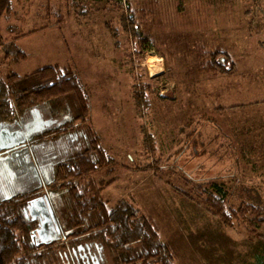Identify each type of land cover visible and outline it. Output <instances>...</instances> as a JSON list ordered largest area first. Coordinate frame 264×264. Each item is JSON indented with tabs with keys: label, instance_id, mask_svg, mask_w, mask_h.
<instances>
[{
	"label": "rangeland",
	"instance_id": "374dc122",
	"mask_svg": "<svg viewBox=\"0 0 264 264\" xmlns=\"http://www.w3.org/2000/svg\"><path fill=\"white\" fill-rule=\"evenodd\" d=\"M123 4L125 33L120 8L106 1L21 0L0 19L6 41L0 75L25 78L57 66L91 88V129L120 163L114 175L98 174V180L117 177L103 198L111 206L126 199L150 218L176 264H256L264 246V0ZM82 8L86 15L75 13ZM58 10L63 22L48 23L47 14ZM214 57L223 61L225 74L208 70ZM37 84L30 79L18 88ZM136 94L144 101L140 108ZM63 103L61 110H35L56 122L78 114L73 99ZM30 114L19 119L30 120ZM87 131H78L80 139ZM66 144L64 156L74 149ZM157 160L154 171H141ZM34 181L30 188L38 187ZM214 185L226 194L229 224L207 205ZM19 191L10 189L12 195ZM56 204L66 233L65 211ZM247 208L254 210L237 216ZM95 244L102 249L100 264H112L114 253L100 242L72 245L70 238L30 264H85L75 263L72 252L80 256L79 248Z\"/></svg>",
	"mask_w": 264,
	"mask_h": 264
},
{
	"label": "trees",
	"instance_id": "16d2710c",
	"mask_svg": "<svg viewBox=\"0 0 264 264\" xmlns=\"http://www.w3.org/2000/svg\"><path fill=\"white\" fill-rule=\"evenodd\" d=\"M20 1L0 0V19L8 16L15 4ZM96 1L109 2L113 9L120 8L118 11L122 13L125 33L127 24L124 21L125 4L123 2L134 0ZM52 9L51 7L50 11ZM71 9L72 7H69L67 12L72 14ZM59 12L60 10L58 13L47 14L49 17L45 19L48 23L54 19L59 25L63 22L59 18ZM77 12L80 15H86L83 8L75 10V13ZM5 42V39L0 36V49L5 48ZM149 47L140 51L138 57L140 61L146 56ZM213 59L209 61L208 70L225 74L227 71L223 61L219 63L215 57ZM65 71L56 66L40 70L25 78L11 75L4 79L0 75V120L3 122H12L19 119L21 113L41 106L54 105L56 107H51L60 109L68 98L73 99L79 108L78 114L72 118L68 117L63 125L52 127L35 136V145L40 146L44 140H58L72 134L71 132L88 130L90 134L86 136L84 145L79 151L73 149L72 153L59 160L53 176L51 190L55 195L54 209L57 207L55 203L58 202V206L60 205L66 214L65 222L68 229L63 239L70 238L72 245L85 239L90 243L100 242L102 247H107L114 253L112 264H176L171 246L161 241L160 234L150 218L141 215L138 209L126 199H120L111 206L110 201L103 198V192L117 181V177H113L111 181L105 178L98 180V174L112 176L119 170L120 163L104 147L101 136L91 129L89 104L91 88L85 85L74 72L65 73ZM30 79L38 81L39 84L27 89L18 88L20 83ZM134 98L137 101V108L144 106L142 97L136 94ZM150 152L156 154L155 148L151 146ZM158 167L157 160L154 166L143 167L141 171L150 172ZM213 187L214 193L206 198L207 205L216 218L229 224L230 217L227 213L229 211H223V208L227 206L224 189L219 185ZM60 194L61 197H59ZM178 194L187 196L180 192ZM36 196H38L36 188H29L10 198L0 199V264H30L32 261L40 263L48 255V250L52 248V245H41L39 240L34 238L37 225L25 219L23 214V206ZM253 210L254 208H247L236 214L244 216L245 213H251ZM260 223L261 221L258 225ZM78 237L83 239H77ZM256 264H264V246L257 256Z\"/></svg>",
	"mask_w": 264,
	"mask_h": 264
},
{
	"label": "flooded vegetation",
	"instance_id": "af4514ba",
	"mask_svg": "<svg viewBox=\"0 0 264 264\" xmlns=\"http://www.w3.org/2000/svg\"><path fill=\"white\" fill-rule=\"evenodd\" d=\"M30 112V120L16 119L12 122L0 120V195L3 193L5 198H10L13 196L10 189L18 187L21 190L19 192L25 191L33 185L35 179L34 182L37 181L38 186L36 188L38 196L23 206L24 216L27 217V220L36 223L37 231L40 219L44 220L43 217L37 216V212L50 205L57 221L56 225L64 235L61 223L55 214L53 206L55 195L51 190V184L57 163L64 156L62 150L67 146L66 143L72 144L74 149L79 151L86 138L80 139L81 135L78 132H71L72 134L58 140H44L40 146L35 145V136L48 131L54 125H63L67 118L61 122H56L57 120H45L41 113L35 109ZM65 141L67 142L64 143ZM52 144H55V147H52ZM27 184L31 185L28 186ZM32 204H36V208L31 215V210L28 208ZM48 221L53 223L51 219ZM94 249L96 253L93 252ZM78 251L80 256L75 250L72 252V259L75 263L83 259L85 264H100L103 259L102 249L97 244L93 247L90 245L81 247ZM67 255L64 256L65 259L68 258Z\"/></svg>",
	"mask_w": 264,
	"mask_h": 264
},
{
	"label": "water",
	"instance_id": "95a60500",
	"mask_svg": "<svg viewBox=\"0 0 264 264\" xmlns=\"http://www.w3.org/2000/svg\"><path fill=\"white\" fill-rule=\"evenodd\" d=\"M35 208H36V204H32L29 206L28 209L31 210L30 212L31 215L32 213L35 212ZM37 213H38L37 216L43 217L44 220L40 219L39 229L35 231L34 238L39 240V243L41 245H51L56 242H59L61 238L63 239V234L61 232V229L58 228L56 225L57 221L51 206L47 205L46 207H44L43 210L38 211ZM25 219H27L26 216ZM49 219H51L54 224L53 223L51 224V222L48 221ZM33 220L35 219L33 218Z\"/></svg>",
	"mask_w": 264,
	"mask_h": 264
},
{
	"label": "bare ground",
	"instance_id": "6f19581e",
	"mask_svg": "<svg viewBox=\"0 0 264 264\" xmlns=\"http://www.w3.org/2000/svg\"><path fill=\"white\" fill-rule=\"evenodd\" d=\"M155 68L159 69V67L157 65H154Z\"/></svg>",
	"mask_w": 264,
	"mask_h": 264
}]
</instances>
